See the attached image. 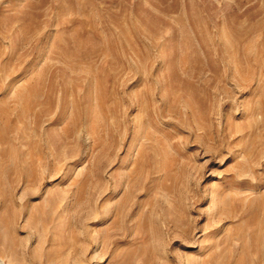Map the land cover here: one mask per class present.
<instances>
[{
	"label": "rangeland",
	"instance_id": "rangeland-1",
	"mask_svg": "<svg viewBox=\"0 0 264 264\" xmlns=\"http://www.w3.org/2000/svg\"><path fill=\"white\" fill-rule=\"evenodd\" d=\"M0 264H264V0H0Z\"/></svg>",
	"mask_w": 264,
	"mask_h": 264
}]
</instances>
